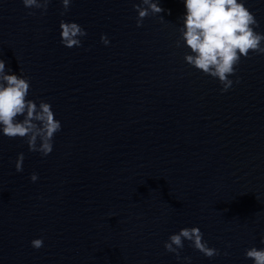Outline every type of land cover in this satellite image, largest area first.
<instances>
[{
    "label": "clouds",
    "instance_id": "obj_1",
    "mask_svg": "<svg viewBox=\"0 0 264 264\" xmlns=\"http://www.w3.org/2000/svg\"><path fill=\"white\" fill-rule=\"evenodd\" d=\"M51 0H22L27 9H40L47 12ZM64 15L70 7L71 0H61ZM141 5H146L143 7ZM186 14L182 17L180 28V47L182 40L190 53L184 56L185 62L207 76L217 79L222 85L221 91H228L241 58H249L250 53L264 54V33L257 32L258 21L252 11L245 6L244 0H184ZM138 12L137 27H142L143 20L149 15L165 11L159 2L141 0V4L133 5ZM33 15V12H29ZM61 43L67 47L81 46V37L86 31L75 22L61 20L59 25ZM104 45L109 44L105 35L101 36ZM11 70L9 69L8 72ZM237 83L239 80L236 81ZM31 85L29 78L23 75L8 74L5 61L0 59V132L9 139H25L31 152H39L42 156L49 155L53 150V139L61 130V123L49 103L41 100L37 104L28 99ZM23 117V119H20ZM24 154L19 153L15 162L17 172L23 171ZM32 182L38 175L33 173ZM184 241L211 259L219 256L218 249L211 248L203 239L199 227L182 228L178 233L169 236L164 243L167 252L174 253L179 260L180 250ZM43 239H33L34 249L43 247ZM264 243V241H262ZM225 255L228 253L225 252ZM245 258L253 264H264V248L255 246L245 250ZM185 264H191V257H184Z\"/></svg>",
    "mask_w": 264,
    "mask_h": 264
}]
</instances>
